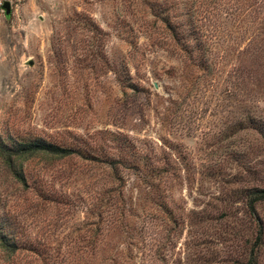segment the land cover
<instances>
[{"label": "rangeland", "instance_id": "rangeland-1", "mask_svg": "<svg viewBox=\"0 0 264 264\" xmlns=\"http://www.w3.org/2000/svg\"><path fill=\"white\" fill-rule=\"evenodd\" d=\"M3 1L9 2L8 15ZM205 2L215 15L203 23L216 32L213 70L203 76L165 50L169 46L152 45L159 28L152 23V0H0L3 139L38 135L65 142L74 133L93 139L108 128L153 144L158 153L164 148L160 139L172 143L171 157L180 158L174 170L187 178L172 180L165 195L184 222L169 226L165 259L144 264H246L249 257L250 215L233 190L264 185V132L229 128L245 113L264 122V43L257 37L240 53L247 43L240 31L253 25L250 18L230 13L223 0ZM182 6L176 4L178 13ZM109 55L114 63L127 57L141 89L123 93L115 86ZM244 70L259 85L241 81ZM41 165L36 160L29 168ZM54 182L67 193L83 189L78 181ZM20 189L0 169V213L13 209L21 225H40L44 210L34 192ZM131 194L139 207L152 198L137 188ZM258 213L264 216V205ZM138 220L152 235L161 229L150 217ZM0 264L26 263L0 255ZM258 264H264V246Z\"/></svg>", "mask_w": 264, "mask_h": 264}, {"label": "trees", "instance_id": "trees-1", "mask_svg": "<svg viewBox=\"0 0 264 264\" xmlns=\"http://www.w3.org/2000/svg\"><path fill=\"white\" fill-rule=\"evenodd\" d=\"M179 1L183 4L180 13L176 8ZM223 1L230 13L240 19L248 17L253 23L240 31L247 43L239 52L246 53L255 39L264 43V0ZM214 15L205 0H152V23L159 27L152 45L169 46L165 50L175 51L181 61L190 62L195 73L208 75L214 65L216 30L208 29L203 19ZM255 47L258 54L262 53L261 47ZM106 65L123 93L141 89L132 78L126 56L114 63L109 55ZM244 71L241 81L259 85L256 75ZM246 128L263 133L264 122L245 113L229 131ZM95 134L97 137L88 139L74 133L66 143L38 135L7 140L0 136L1 174L21 187L20 191L34 192L36 204L45 212L40 225L24 226L15 210L4 209L0 213V255L13 260L23 258L26 264H144L165 259L169 226L184 222L165 191L172 180L180 183L187 178L174 170L180 158L171 157L172 143L160 139L164 148L158 153L153 144L151 147L122 131L105 128ZM36 160L42 165L32 171L29 164ZM69 162H74L72 167L55 166ZM96 168L101 171L102 182ZM55 178L78 181L83 189L71 193L58 190ZM135 188L149 192L152 198L148 204L139 207L131 194ZM233 194L238 199L242 196L250 215L246 264H258L264 246V216L258 213V207L264 205V185L252 183L234 189ZM73 214L75 218L70 220ZM148 217L161 228L156 236L138 220L146 221Z\"/></svg>", "mask_w": 264, "mask_h": 264}, {"label": "water", "instance_id": "water-1", "mask_svg": "<svg viewBox=\"0 0 264 264\" xmlns=\"http://www.w3.org/2000/svg\"><path fill=\"white\" fill-rule=\"evenodd\" d=\"M1 7L4 9L5 15H8L10 13V5H9L8 1H3L1 4ZM29 63H31V62L29 61Z\"/></svg>", "mask_w": 264, "mask_h": 264}]
</instances>
